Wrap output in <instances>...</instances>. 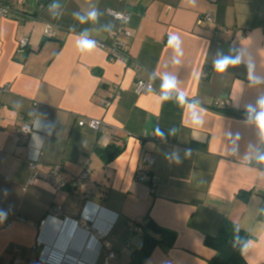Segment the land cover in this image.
<instances>
[{"label": "crops", "instance_id": "obj_1", "mask_svg": "<svg viewBox=\"0 0 264 264\" xmlns=\"http://www.w3.org/2000/svg\"><path fill=\"white\" fill-rule=\"evenodd\" d=\"M5 1L12 11L0 17V264H129L148 214L177 241L146 264H207L216 253L204 241L223 222L248 234L247 264H263L264 129L254 115L217 109L249 112L264 97V0ZM93 9L95 22L74 15ZM111 12L129 14L130 36L117 39L136 66L110 60L111 33L121 27ZM207 14L212 21L199 23ZM173 33L179 56L168 44ZM83 38L95 42L90 52L78 49ZM225 55L241 62L219 73L214 61ZM138 77L153 90L137 95ZM165 77L176 82L167 93ZM193 111L202 124L192 123ZM91 119L103 120L100 129L78 124ZM23 123L33 126L28 140ZM109 145L121 153L103 159L98 150ZM35 157L42 173L60 165L67 181L89 176L79 190H55L41 178L30 185ZM141 173L155 178L154 191ZM82 221L107 234L114 258Z\"/></svg>", "mask_w": 264, "mask_h": 264}, {"label": "built area", "instance_id": "obj_2", "mask_svg": "<svg viewBox=\"0 0 264 264\" xmlns=\"http://www.w3.org/2000/svg\"><path fill=\"white\" fill-rule=\"evenodd\" d=\"M26 1V0H24ZM11 9L9 7V5L6 3L5 0H0V17H7L11 14ZM112 17H114L116 20H118L121 24V27L119 28V31L117 32H112L111 35L112 37H114L113 43L111 44V47L109 49V54H110V60H120V61H125L128 63H131L133 65H135L136 63L132 60L131 56L126 52V44L122 41H119L117 39V35H125V36H130V32L125 28V26L127 25V23L130 20L129 14L127 12H111L110 13ZM212 15L211 14H207L206 16H204V18L199 20V23H202L203 20L205 21H212ZM45 33L47 34V36L49 37H54L55 32L53 31V29H51V26L47 27ZM28 36L23 37L20 40L19 46L21 51H24L25 48L27 47L28 44ZM100 46H105L104 43L102 42H98ZM136 66V65H135ZM8 87L3 88L2 91H7ZM135 93L138 94H145V93H149L150 91H152V84L149 82L144 81L141 77H138L137 82L135 84ZM228 103V102H227ZM225 102H221L220 106H224ZM79 126L83 127V126H88L91 127L93 129H100V127L103 124V120H99V119H91L90 122H86V120H81L79 121ZM18 131L22 134V136L25 138V140L29 139L30 134L33 131V126L29 123H23ZM39 160L38 157L32 158V174L31 177L29 179V184L32 185L33 183H35L37 178H41L43 180H47L55 190H65L68 188H72L74 190H79L83 187L84 185V180L87 179V177L89 176V172L88 170L83 171L80 174V177L78 179H74L72 181H67L65 179H62L60 176L61 173V169L62 167H60V165H55V167L48 173H42L38 168H37V161ZM152 162V161H151ZM140 180L144 181L148 184H150V187L152 189V191H154L155 189V178L145 175L143 173H141L140 176ZM52 212H54L55 214L60 213V207L54 208L52 209ZM10 226H12V222L11 221H7L6 219L4 220V227L5 228H9ZM81 227H84L88 230H90L93 234L94 237H96L97 239L103 241L104 243L107 240V234L104 231L98 230V229H93L91 227L88 226V224L84 221H82L81 223ZM135 229V228H133ZM137 230V229H136ZM109 243H105L104 245V251L107 253L109 252L108 248H109ZM114 258L115 254L114 252H109L108 258ZM17 263H19V261H17Z\"/></svg>", "mask_w": 264, "mask_h": 264}, {"label": "trees", "instance_id": "obj_3", "mask_svg": "<svg viewBox=\"0 0 264 264\" xmlns=\"http://www.w3.org/2000/svg\"><path fill=\"white\" fill-rule=\"evenodd\" d=\"M127 52V51H126ZM129 54V53H128ZM222 114L231 115L239 118H251L249 112L234 110L233 108L217 109ZM121 148L114 145H109L103 149H99L103 159H114ZM216 235H208L204 241V245L215 251V256L208 260L207 264H247L246 259L241 254V249L244 243L248 240V234L235 224L223 222ZM141 236L143 243L136 250L129 264H146V260L157 249V247L170 250L177 241V235L171 231L162 228L158 223H155L149 216H146L142 228ZM264 264V263H263Z\"/></svg>", "mask_w": 264, "mask_h": 264}, {"label": "clouds", "instance_id": "obj_4", "mask_svg": "<svg viewBox=\"0 0 264 264\" xmlns=\"http://www.w3.org/2000/svg\"><path fill=\"white\" fill-rule=\"evenodd\" d=\"M52 7H59V5H52ZM76 18L81 22L84 23L86 21H97L99 18V12L96 9H93L92 11L88 12L86 16H81L79 13L74 14ZM86 35V34H85ZM181 37L178 34H170L168 39V44L170 47H172L176 53L177 56L181 55ZM77 47L81 52L84 51H91L95 47V42L86 38L80 39L77 41ZM240 57L237 55L235 57L233 56H221L220 58L216 59L214 61V69L219 72L223 73L226 71L227 68L231 65H235L240 63ZM249 71H252L251 66L249 67ZM163 89L165 90V93H167L169 90L174 89L176 87V82L174 79L165 77L164 83L162 85ZM182 96V94H181ZM167 99V95L164 97ZM257 105L259 110H257ZM248 111L250 115H254L255 122L257 126L260 129H264V97L258 98L256 105L252 106L250 105L248 107ZM191 121L195 125H200L203 123L202 117L198 115L195 111L191 113ZM160 135H163L162 133H158ZM192 150L187 149L186 154L190 153ZM262 160H264V156L261 157ZM251 242H246L243 245V248L241 249V254H243L249 247Z\"/></svg>", "mask_w": 264, "mask_h": 264}]
</instances>
